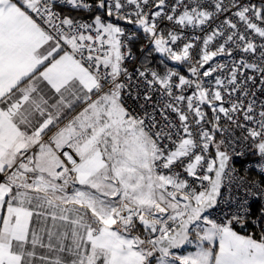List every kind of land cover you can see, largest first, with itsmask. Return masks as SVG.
<instances>
[{
  "label": "snow or ice",
  "instance_id": "obj_1",
  "mask_svg": "<svg viewBox=\"0 0 264 264\" xmlns=\"http://www.w3.org/2000/svg\"><path fill=\"white\" fill-rule=\"evenodd\" d=\"M0 264H264V0H0Z\"/></svg>",
  "mask_w": 264,
  "mask_h": 264
},
{
  "label": "built area",
  "instance_id": "obj_2",
  "mask_svg": "<svg viewBox=\"0 0 264 264\" xmlns=\"http://www.w3.org/2000/svg\"><path fill=\"white\" fill-rule=\"evenodd\" d=\"M169 67H174L176 70L180 71L182 74L187 75V68L179 65H174L172 62H169ZM251 159V158H250ZM235 166L240 169V174L244 175V169L249 167V165L243 160H237L235 161ZM249 177H257V173L255 169H250L248 172ZM258 178V177H257ZM259 207V202L254 203V208Z\"/></svg>",
  "mask_w": 264,
  "mask_h": 264
},
{
  "label": "rangeland",
  "instance_id": "obj_3",
  "mask_svg": "<svg viewBox=\"0 0 264 264\" xmlns=\"http://www.w3.org/2000/svg\"><path fill=\"white\" fill-rule=\"evenodd\" d=\"M188 250H191V248L186 247V248L181 252V254H183L184 252H186V251H188Z\"/></svg>",
  "mask_w": 264,
  "mask_h": 264
},
{
  "label": "trees",
  "instance_id": "obj_4",
  "mask_svg": "<svg viewBox=\"0 0 264 264\" xmlns=\"http://www.w3.org/2000/svg\"><path fill=\"white\" fill-rule=\"evenodd\" d=\"M183 251V250H182Z\"/></svg>",
  "mask_w": 264,
  "mask_h": 264
}]
</instances>
